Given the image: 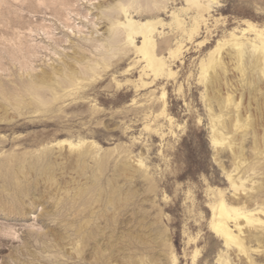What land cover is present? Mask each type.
I'll list each match as a JSON object with an SVG mask.
<instances>
[{
  "label": "bare ground",
  "instance_id": "bare-ground-1",
  "mask_svg": "<svg viewBox=\"0 0 264 264\" xmlns=\"http://www.w3.org/2000/svg\"><path fill=\"white\" fill-rule=\"evenodd\" d=\"M215 2V0H0V24L4 25L3 30L13 21V26L27 30L29 36L31 32L38 30L46 39L33 43L24 39L13 42L12 51H19V54L22 52L24 57L30 60L32 56L36 57L39 54L37 48L45 50L46 53L39 64L33 66V63L30 66L32 63H28L29 67L26 64V70L23 69L22 62L20 66H23L25 72L19 74L21 83L19 87L17 86V91L14 89L12 90L14 92L9 93V97L15 106L20 105L21 109L22 106L23 109L28 108L24 109L26 112L52 110L56 111L55 115L58 112L63 115L64 111L70 114L95 112L96 94L91 93L88 87L111 70L109 81L114 82V89H119L125 83L134 95L141 98L139 110L132 112L146 120L153 117L154 121L159 114L163 115L166 108V101L163 99L165 102L162 100L158 103L154 95L153 87L156 81L172 75L173 63L181 64L184 52L191 48L193 52L198 53L195 64L197 63L198 78L203 87V107L211 149L209 159H212L211 161L220 169L226 182L225 190L222 188L214 191V198L208 207L210 211L208 229L219 244L214 264H264V106L261 108L259 105L260 98L264 99V28H257L253 23L244 21L243 27L230 29L227 33L228 38L217 39L216 44L204 52L203 49L209 42L206 38L201 40L199 38L204 30L211 32L208 22L212 17ZM19 4L28 13H41L45 17L42 16L35 21L30 18L23 19L26 14L22 16L17 12L16 7ZM11 39L14 40L15 37ZM122 65L123 68L119 70ZM132 71L137 73L136 77L126 78L123 83L114 75L116 72L130 74ZM12 82L15 83L13 80ZM107 84L109 88L110 84ZM235 95L238 96V100ZM163 96L164 91L161 92L160 98ZM242 98L245 99L244 105L241 104L244 101ZM3 105L0 104V110L8 108V104ZM8 109L5 110L7 113L11 110ZM64 116L66 115L64 114L62 118ZM165 119L169 123L172 118L167 115ZM149 123L144 126H150L161 135L162 125ZM65 141L67 147L44 144L36 149L25 150L12 144L9 151L0 148V171L8 170V174L18 176V172H22L27 166L29 168L27 175L33 172L32 174L38 178H35L36 185H40L49 196L56 197L58 201L63 199L65 202L63 203L65 207L61 206L65 209L61 211L60 216L71 219L66 224L72 227L73 237L70 235L62 237L61 244L58 242L60 248L67 253L82 251L84 261L79 264H93V259H97L98 263L101 260V264H177V259L170 250L171 243L160 240L162 236L158 239L151 234L152 232L142 233L143 230L139 232L140 227L136 229L135 222L125 228L128 238H121V235H117L119 233L117 230L116 235L107 231L108 221L115 219L117 210L122 208L120 205L122 202H118L120 205L118 208L114 205L115 201L118 199L120 201L119 196L125 194L123 191L129 192L128 189L143 184L147 178L148 171L142 158L120 150L112 158L111 169L104 173L106 187H103L100 179L105 162L101 158L103 155L99 156L100 145L92 139L81 137L75 142L68 139ZM26 157L32 158L33 161L29 160L26 164ZM67 165L69 167H66ZM23 174L22 178L27 177ZM29 177L28 179L31 178ZM144 196L143 199L146 198ZM123 197V200H126L125 196ZM143 199L140 198V203L144 202ZM147 214L152 215L149 212ZM147 214L142 217H148ZM120 215L129 217L130 210L124 209L119 217ZM63 218L61 221H64ZM59 221L60 219L57 222ZM57 224L63 226L64 223ZM62 230L59 235L62 234ZM195 255L196 251L192 256ZM66 261L67 259H63L58 262L64 264L62 262ZM67 262L65 264H69ZM69 262L72 264L76 259Z\"/></svg>",
  "mask_w": 264,
  "mask_h": 264
},
{
  "label": "rangeland",
  "instance_id": "rangeland-1",
  "mask_svg": "<svg viewBox=\"0 0 264 264\" xmlns=\"http://www.w3.org/2000/svg\"><path fill=\"white\" fill-rule=\"evenodd\" d=\"M215 1L212 7V9H214L211 12L212 17L209 18L208 22L211 32H206L204 30L199 38L200 40L206 38L209 42L207 47H204V52L213 47L217 39L228 38L227 33L230 29H239V27H243L244 21L253 23L257 28H264V0ZM17 5L18 3H16L15 6ZM19 6L16 7L18 8L17 12L22 16L25 14L27 15H25L23 19L30 18L35 21V19H40L42 16L45 17L41 13H28L21 4H19ZM161 17L165 18L163 15H161ZM13 23L14 22L11 21L7 27L5 26V30H3L4 25L0 24V28H2L0 29V104H4L3 106L8 104V108L12 106L9 108L11 110L8 111V113L5 111L8 109L7 107L5 110L3 109L5 112L2 109L0 110L1 150L9 151L12 144H16L20 148L22 147L21 149L25 150L36 149L44 144H51L52 147H67L68 144L65 139L71 140L72 142H75L79 137L92 139L100 145L99 156L103 155L101 158L105 162L101 179H103L105 174L111 169L112 158L120 150H125L132 155L136 154L135 156H140L148 171L147 178L143 184L135 185L131 187L132 189H128L129 192H122L126 194L122 195L125 196L127 201L123 200L124 197L122 195L119 196L120 201L119 199L116 200L117 203L115 201L114 205L118 208L121 205L122 208H119V211L117 210L118 213H116L114 217L116 220L113 219L111 222L110 220L108 221L107 231L111 232L113 235L119 232L117 235H121V238H128L129 236L125 228L135 222V228L137 227L136 229H139L140 227L139 232H142V230V233H145L144 231L152 232L151 234L158 239L162 236L160 240L169 241L171 243L170 250L175 255L177 264H191V262L192 264H214V258L218 251L219 244L208 229L207 224L210 217L208 207L209 203L214 198V191L222 188L225 190L226 182L222 177L220 169L211 161L212 159H209L211 158V149H209L208 123L206 122L207 118L203 107V87L202 82L198 78L197 63L195 64L198 53L193 52L192 49L189 48V50L184 52V59L181 64L179 62L173 63L172 69L174 73L167 77H161L156 81L153 87L155 88L154 95L158 99V103L163 99L166 101L163 100L166 103V108L163 115L159 114L158 117H155L154 121L152 120L153 117H149L146 120L136 116L137 113H133L139 110L141 98L139 95H134L123 81L126 78L136 77L137 73L134 71L130 74H120L116 72L114 74L115 78L123 84L119 89H114V82L109 81L111 70L103 75L102 78L93 81L88 87L91 93L96 94L94 102L96 107L95 112L91 111V113L90 111H85V113H83V111L82 113L72 112L70 114L61 111L63 115H66L62 118L63 115H60L58 111L56 115L54 114L56 111L52 110L26 112L25 110H28V108L25 107L24 110L22 105V109L20 105L15 106L13 100L9 97L10 92L18 90L21 83L20 76L25 72L26 66L29 67L31 63L30 66H32L33 63V66L39 64L46 53L45 50L37 48L40 55L38 54L36 57L32 56L30 60L24 57L22 52H20L21 54H19V51L13 52L12 44L15 40L24 39L27 42L30 41V43L46 40L41 31L34 30L35 32H31V38L27 30H21L23 28L19 29V27L13 26ZM12 28L14 31H12ZM6 29H9V31ZM25 31L27 33H25ZM57 31L58 29L55 32ZM12 35L15 37L14 40L11 39L13 38ZM16 36L19 37L17 38ZM4 38L6 39L4 40ZM203 51L202 54L204 53ZM19 59H21V61ZM25 59L27 60L25 61ZM22 62L24 66L22 67L25 69L24 71L20 66ZM123 66L124 65H122L119 70H121ZM12 80L15 83H13ZM106 84H110L109 88ZM162 91H164V96L160 98ZM235 98L236 100L239 99L236 95ZM244 98H242L244 100L241 102L242 105H244L245 102ZM260 100L259 105L262 108L264 106V99L260 98ZM11 102L14 105L11 104ZM99 110L101 111L98 113ZM127 110L129 111L127 112ZM21 111L24 113L26 112V114L23 112L22 114ZM58 114L59 116H57ZM72 114L76 115L72 116ZM167 115L173 119H171L169 123L167 119H165ZM121 117L124 118L121 119ZM113 118L115 119L112 120ZM147 122H150L149 124L151 125L160 123L162 125L161 129H163L161 130V135L153 131L150 126L145 127L144 125H146ZM15 136L18 138H15ZM124 146L126 147L124 148ZM160 151L163 155L160 154ZM29 160L33 161L32 158L26 157L25 163L27 164ZM66 167H69V165ZM24 168L22 172H18V176L11 175L10 173L8 174V170L0 171V264H53L54 262L60 264L58 261H62L63 259H67V261L76 259V262L72 264L83 263L84 253H82V251L79 253V250H75L76 252L73 251L75 253H67L63 251L59 245L62 242V237L68 235L73 237L72 227L66 224L68 220L70 222L71 219L60 216L62 215L61 211L65 209L62 208L63 206L65 207V202L63 199H59V202L56 197L52 195L49 196L47 192L42 190L40 185L35 184L37 183L35 179L37 178L36 175L32 174L33 172L31 174L29 172V176L31 175L30 178L27 175L29 168L27 166ZM19 173H24L26 175L23 174V176L27 177L22 178V175ZM28 177L30 179H28ZM101 179L100 183H103L102 186L106 187L105 178L103 180ZM39 188L42 191L39 190ZM145 194H147V196ZM143 196L146 198L143 199ZM141 197L145 204H143L144 202L140 203L139 200ZM118 202L122 203L119 205ZM117 204L119 206H117ZM137 204L140 207H138ZM150 206H152V208ZM124 209L130 210L129 217H123L122 215L119 217V214H121ZM151 211L155 212L152 213ZM146 212L152 215L148 216ZM146 214L148 217H142ZM152 216L154 219L151 218ZM62 218L65 222L61 221ZM59 219L60 221L57 222ZM114 220L116 222H114ZM148 222L151 223L149 224ZM57 223H64L66 225L63 224V226H59ZM119 223L120 225L118 226L117 224ZM147 223L151 226V231H149L150 226L146 225ZM56 224L57 226L55 227ZM141 224L145 226L142 227ZM59 227L63 229H61L62 234H60L62 236L59 235L61 231ZM152 227L156 228L154 229L156 230L155 232H153L154 230ZM57 228L59 229L57 230ZM113 231H115V233ZM155 233L157 235H155ZM194 251H196L195 257L192 256ZM53 252H55V254ZM65 252L66 255H64ZM77 252L79 255H77ZM53 254L54 256L56 255L55 258ZM63 255L66 257H62ZM67 255L68 257L71 256V259H68ZM99 260L100 259H98V261ZM69 261L67 263L70 264ZM96 261L97 259H93V264L102 263L101 260L99 263ZM66 262L62 263L65 264Z\"/></svg>",
  "mask_w": 264,
  "mask_h": 264
}]
</instances>
